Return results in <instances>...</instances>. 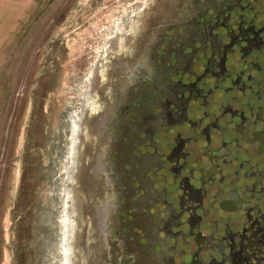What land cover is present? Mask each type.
I'll return each mask as SVG.
<instances>
[{
    "label": "flooded vegetation",
    "instance_id": "flooded-vegetation-1",
    "mask_svg": "<svg viewBox=\"0 0 264 264\" xmlns=\"http://www.w3.org/2000/svg\"><path fill=\"white\" fill-rule=\"evenodd\" d=\"M178 1L112 0L54 69L38 226L63 261L264 264V0Z\"/></svg>",
    "mask_w": 264,
    "mask_h": 264
},
{
    "label": "rangeland",
    "instance_id": "rangeland-1",
    "mask_svg": "<svg viewBox=\"0 0 264 264\" xmlns=\"http://www.w3.org/2000/svg\"><path fill=\"white\" fill-rule=\"evenodd\" d=\"M111 1H0V264L63 263L61 242H56L62 229L58 215L49 212L53 220L46 236L55 239L50 248L43 246L38 226L44 185L38 176L49 146L46 126L53 118L59 121L57 110L68 96L53 74L60 64L67 69V54L69 60L88 45L98 46L101 33L117 19L112 14L123 15L130 3L114 7ZM172 11L171 22L181 14L178 0Z\"/></svg>",
    "mask_w": 264,
    "mask_h": 264
},
{
    "label": "water",
    "instance_id": "water-1",
    "mask_svg": "<svg viewBox=\"0 0 264 264\" xmlns=\"http://www.w3.org/2000/svg\"><path fill=\"white\" fill-rule=\"evenodd\" d=\"M45 242L49 241V243L45 244V247H51V240L45 238L44 239ZM80 243V240L76 243V245L78 246V244ZM54 247V246H53ZM71 249L67 250V254L65 255L66 259L65 261H63L62 264H85V256H82L81 251L78 247H76L75 253L70 254ZM64 258V257H63Z\"/></svg>",
    "mask_w": 264,
    "mask_h": 264
},
{
    "label": "crops",
    "instance_id": "crops-1",
    "mask_svg": "<svg viewBox=\"0 0 264 264\" xmlns=\"http://www.w3.org/2000/svg\"><path fill=\"white\" fill-rule=\"evenodd\" d=\"M0 1H4L5 3H22V0H0Z\"/></svg>",
    "mask_w": 264,
    "mask_h": 264
}]
</instances>
